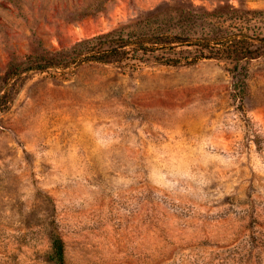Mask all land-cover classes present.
<instances>
[{"label": "rangeland", "instance_id": "obj_1", "mask_svg": "<svg viewBox=\"0 0 264 264\" xmlns=\"http://www.w3.org/2000/svg\"><path fill=\"white\" fill-rule=\"evenodd\" d=\"M56 237L65 264H264V0H0V264Z\"/></svg>", "mask_w": 264, "mask_h": 264}, {"label": "trees", "instance_id": "obj_2", "mask_svg": "<svg viewBox=\"0 0 264 264\" xmlns=\"http://www.w3.org/2000/svg\"><path fill=\"white\" fill-rule=\"evenodd\" d=\"M91 41V40H90ZM92 42V41H91ZM126 45H121L119 47H113V48H107V50H101V48L98 49H93V50H89L88 52H86L85 54H81L76 52V49H73V53H76V56L82 57V56H87V55H91V56H87L88 58H92L95 60H100L102 58H96L97 56H103L104 53L109 52L110 54L113 53H120L119 51H117V49L119 48H124L126 47ZM226 55H227V59L235 62L238 64L240 61L245 60L246 59H254L257 56H254L255 54L251 53V52H247V49H245L243 46H239L237 45L236 47H231L228 48L226 50ZM49 64H54L53 60L49 61ZM54 65L56 66H60V67H67L69 65V62L64 63V62H58L55 63ZM52 260L56 263V264H65V250H64V243L62 241L61 238L56 237L54 238V240L52 241V255H51Z\"/></svg>", "mask_w": 264, "mask_h": 264}]
</instances>
